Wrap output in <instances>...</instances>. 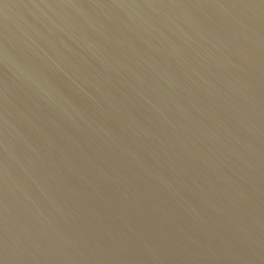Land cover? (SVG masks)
Segmentation results:
<instances>
[{
    "label": "water",
    "instance_id": "obj_1",
    "mask_svg": "<svg viewBox=\"0 0 264 264\" xmlns=\"http://www.w3.org/2000/svg\"><path fill=\"white\" fill-rule=\"evenodd\" d=\"M0 264H264V0H0Z\"/></svg>",
    "mask_w": 264,
    "mask_h": 264
}]
</instances>
